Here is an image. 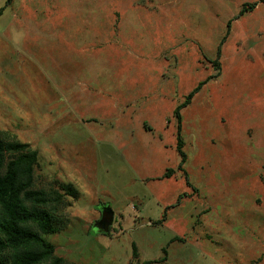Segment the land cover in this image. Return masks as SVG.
<instances>
[{"label":"rangeland","instance_id":"1","mask_svg":"<svg viewBox=\"0 0 264 264\" xmlns=\"http://www.w3.org/2000/svg\"><path fill=\"white\" fill-rule=\"evenodd\" d=\"M2 8L0 133L64 202L40 264H264V0ZM203 81L180 110L183 171L174 112Z\"/></svg>","mask_w":264,"mask_h":264},{"label":"trees","instance_id":"2","mask_svg":"<svg viewBox=\"0 0 264 264\" xmlns=\"http://www.w3.org/2000/svg\"><path fill=\"white\" fill-rule=\"evenodd\" d=\"M12 1L8 0V4ZM3 10L0 9V16ZM247 10L246 7L241 13ZM205 83L201 82L174 112L178 123L176 149L181 157V170L187 155L183 151L180 110L191 103ZM37 162L38 152L29 144L7 140L0 133V264H40L54 256L55 248L44 236L58 231L55 215L50 209L54 203L62 205L63 196L34 188ZM172 172V169L168 170L166 176L170 177ZM64 188L68 194L76 193L71 185ZM165 219L166 214L163 221ZM133 253H136L134 244Z\"/></svg>","mask_w":264,"mask_h":264},{"label":"water","instance_id":"3","mask_svg":"<svg viewBox=\"0 0 264 264\" xmlns=\"http://www.w3.org/2000/svg\"><path fill=\"white\" fill-rule=\"evenodd\" d=\"M114 212L109 206L101 209V218L95 223L94 228L101 233H108L112 227Z\"/></svg>","mask_w":264,"mask_h":264}]
</instances>
